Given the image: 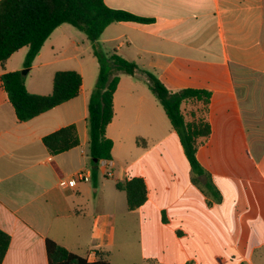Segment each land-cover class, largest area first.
Here are the masks:
<instances>
[{
    "label": "crops",
    "instance_id": "obj_1",
    "mask_svg": "<svg viewBox=\"0 0 264 264\" xmlns=\"http://www.w3.org/2000/svg\"><path fill=\"white\" fill-rule=\"evenodd\" d=\"M104 2L152 21L110 23L98 39L103 51L171 91L209 93L181 104L186 122L210 128L196 150L203 173L192 171L143 75L122 73L106 127L110 163L92 177L87 104L98 62L86 35L62 23L28 67L25 87L49 94L55 71L75 70L77 96L18 122L0 82V229L10 235L1 264H48L46 238L109 264L115 251L116 262L132 252L133 264H264V0ZM27 50L0 63V76L25 68ZM68 125L78 144L51 154L43 137ZM79 171L90 180L60 185ZM133 177L144 180L146 200L128 210L115 184Z\"/></svg>",
    "mask_w": 264,
    "mask_h": 264
},
{
    "label": "trees",
    "instance_id": "obj_2",
    "mask_svg": "<svg viewBox=\"0 0 264 264\" xmlns=\"http://www.w3.org/2000/svg\"><path fill=\"white\" fill-rule=\"evenodd\" d=\"M115 21L148 23L152 18L142 17L124 9L112 8L104 0H0V63L23 46H27L23 65L31 66L44 41L62 23H68L82 31L92 44L98 62V73L88 98V143L92 177L98 172L99 162L111 159L112 140L106 135L111 121L113 96L120 74L140 73L147 81L151 92L164 109L170 124L179 135L184 153L192 171L197 175L203 169L196 157L199 138L206 137L210 128L207 122H186L181 109L188 99H208L205 90L183 88L169 90L152 72L138 67L116 51L105 52L98 39L106 26ZM3 90L12 105L18 122L26 121L68 99L78 95L81 76L75 70H58L53 73L52 91L49 94H34L25 87V75L20 70L5 72L0 76ZM51 154L68 150L78 144L73 125L55 130L42 139ZM96 160V161H94ZM116 187L125 191L128 210H134L146 200V185L141 177L116 182ZM214 189L210 182L206 184ZM10 243V235L0 229V264ZM48 264H109L107 260L88 261L67 250L50 238L45 240Z\"/></svg>",
    "mask_w": 264,
    "mask_h": 264
},
{
    "label": "built area",
    "instance_id": "obj_3",
    "mask_svg": "<svg viewBox=\"0 0 264 264\" xmlns=\"http://www.w3.org/2000/svg\"><path fill=\"white\" fill-rule=\"evenodd\" d=\"M110 163V160L103 159L99 162V167L104 168L107 167ZM109 175V173H107ZM77 180L81 181H89L90 175L87 171H79L75 175L69 177L66 180L60 182V185L63 187H73Z\"/></svg>",
    "mask_w": 264,
    "mask_h": 264
},
{
    "label": "rangeland",
    "instance_id": "obj_4",
    "mask_svg": "<svg viewBox=\"0 0 264 264\" xmlns=\"http://www.w3.org/2000/svg\"><path fill=\"white\" fill-rule=\"evenodd\" d=\"M24 69V68H23ZM22 70V69H21ZM134 238H137V237H128V239H131L133 240ZM131 250H133L135 252V247L132 246L131 247ZM129 255H131L132 257L131 258H125L123 259L121 262H116L118 259L117 257V251L114 252V263L113 264H133L134 262H131V261H134L133 260V257L135 256L132 252L129 253ZM140 264H151V261L150 260H146L144 262H139Z\"/></svg>",
    "mask_w": 264,
    "mask_h": 264
},
{
    "label": "water",
    "instance_id": "obj_5",
    "mask_svg": "<svg viewBox=\"0 0 264 264\" xmlns=\"http://www.w3.org/2000/svg\"><path fill=\"white\" fill-rule=\"evenodd\" d=\"M20 71H21L22 74H26L27 71H28V68H24V69H22V70H20ZM94 161H96V160H94Z\"/></svg>",
    "mask_w": 264,
    "mask_h": 264
}]
</instances>
